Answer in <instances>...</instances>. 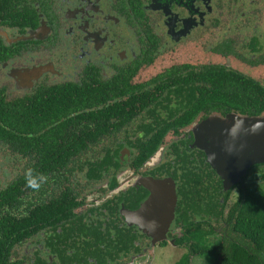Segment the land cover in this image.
<instances>
[{
  "label": "flooded vegetation",
  "instance_id": "1",
  "mask_svg": "<svg viewBox=\"0 0 264 264\" xmlns=\"http://www.w3.org/2000/svg\"><path fill=\"white\" fill-rule=\"evenodd\" d=\"M212 68L264 88L255 76L264 73V0H0V96L8 110L0 119L11 113L10 121H23L18 115L26 113L30 124L45 125L36 137L46 136L43 151L53 157L52 173L27 200L33 226L43 228L14 247L13 261L145 264L147 253L169 244L186 249L191 264L194 241L177 244L184 235L177 220L184 203L196 199L194 179L203 176L212 186L201 200L217 195L216 184L231 191L226 201L217 195L226 209L211 219L222 236L230 208L264 164L250 166L244 179L232 175L239 179L232 182L216 162L234 169L233 148L246 132L257 134L248 123L264 114L201 108ZM57 138L77 146L57 155L50 151ZM28 153L32 166L42 164L40 151ZM60 154L69 155L66 162ZM142 178L152 185L136 186ZM172 185L175 216L159 241L162 228L155 225L167 215L147 204L170 205ZM126 211H141L142 226ZM196 215L192 207L186 213L194 223L208 221Z\"/></svg>",
  "mask_w": 264,
  "mask_h": 264
},
{
  "label": "trees",
  "instance_id": "2",
  "mask_svg": "<svg viewBox=\"0 0 264 264\" xmlns=\"http://www.w3.org/2000/svg\"><path fill=\"white\" fill-rule=\"evenodd\" d=\"M207 78L210 93L205 104L208 107L206 108V105L201 107L205 111L210 108L225 115L232 109L244 111L251 108L254 110L250 112L251 115L264 114V88L254 80L235 73L220 72L218 68H212ZM230 84L233 86L230 90L233 91L222 87ZM3 101L0 96V117L8 111ZM81 101L86 106L89 98L84 95ZM12 116L13 114L6 113L5 120L0 119V264H21L13 261L14 247L24 244L30 234L39 233L43 228L42 225L33 226L28 214L27 200L29 192L37 187L42 188L44 179L52 173L50 169L48 170V163H51L53 157L43 151L48 149L49 141L44 134L36 137L37 133L43 132L41 126L45 125L38 122L30 124V115L26 113L18 115L23 117L18 118L23 121L12 122L10 120H16V115ZM32 131L35 133L31 136ZM63 131L60 130V134ZM129 142L132 147L136 144L132 140ZM148 145L145 158L151 157L156 150L154 143ZM74 146L77 145L72 142L70 145H61L57 138L51 141L50 151L59 155L61 147L67 148L65 150L67 151ZM31 147L42 153V164L31 165L28 153ZM68 158V154L59 156L60 162H66ZM111 158V155H108L106 161ZM139 159L140 156L138 162ZM26 177L35 180V188L28 186ZM203 177L194 179L196 199L188 206L184 203L185 212L177 220L184 228V235L178 239L177 244L182 246L185 241L193 240L191 254L212 258V264H264V187L261 185L264 183V173L258 174L253 179L254 184L241 192L229 210L226 226L220 237L219 233L214 231L211 219L214 216L222 218L226 209L217 195L222 193L226 201L231 191L220 192L221 187L216 184L213 193L217 195L211 196V200L205 198L203 201L201 200L204 198L203 194L211 191L212 186L211 184L206 186ZM191 207L195 210L196 216L208 221L194 223L193 217L186 216ZM41 214L46 217V212ZM176 264H190L189 255L185 254Z\"/></svg>",
  "mask_w": 264,
  "mask_h": 264
},
{
  "label": "water",
  "instance_id": "3",
  "mask_svg": "<svg viewBox=\"0 0 264 264\" xmlns=\"http://www.w3.org/2000/svg\"><path fill=\"white\" fill-rule=\"evenodd\" d=\"M252 123H248L249 125H253V131L257 129V134L253 133L251 134L249 131L245 133V137L242 141H239L236 143L235 147L233 148V157L235 160V168L229 169L228 168V162L225 164L222 160H218L215 165V169L218 171L219 174L223 175V177L228 176L232 182H237V180H233L232 175L240 176L242 175L243 179L244 176H246V173L248 171V168L254 164H264V117H258L256 119L251 120ZM251 150L254 152L251 153ZM230 159V158H229ZM228 159V160H229ZM232 176V177H231ZM142 187H149V185H152V179L151 178H142L137 181L136 186ZM227 188V187H226ZM228 190V188H227ZM172 202L170 205H165L163 209L158 208L157 204L148 202V206L151 208V205H155L156 208H151L153 210H162V213L164 215H167L163 220H159L155 226L162 228V232L158 234V237L155 238L154 235H152L156 240L164 241L167 239V229L169 227V224L172 222L175 216V207H176V195H175V186L172 185ZM152 210V211H153ZM154 212V211H153ZM147 213V212H146ZM128 215V218H130L131 222L138 223L142 226V213L141 211H136L134 213H130L126 211ZM141 215V218H140ZM148 215V214H147ZM150 225L151 223L148 222ZM152 227V226H151Z\"/></svg>",
  "mask_w": 264,
  "mask_h": 264
},
{
  "label": "rangeland",
  "instance_id": "4",
  "mask_svg": "<svg viewBox=\"0 0 264 264\" xmlns=\"http://www.w3.org/2000/svg\"><path fill=\"white\" fill-rule=\"evenodd\" d=\"M255 76L257 79L259 78L260 80H262V83H264V73L260 75H255ZM262 173H264V167L258 169L257 175L258 174L260 175ZM261 185H263L264 187V183ZM234 199H235V196L232 197V201H234ZM168 245L165 246L163 249L159 248V249H156L155 251L147 253L146 261H149V263L147 262L146 263L147 264H176V262L179 261L180 258L183 256V254L186 252V249L177 248V247L174 248L173 246H168ZM26 250L27 248L22 247V249H20V252L23 253ZM191 264H212V258H209L207 256H195L192 258Z\"/></svg>",
  "mask_w": 264,
  "mask_h": 264
},
{
  "label": "clouds",
  "instance_id": "5",
  "mask_svg": "<svg viewBox=\"0 0 264 264\" xmlns=\"http://www.w3.org/2000/svg\"><path fill=\"white\" fill-rule=\"evenodd\" d=\"M26 179H28V178L26 177ZM28 186H29V187H33V188H35V187H36V182H35V180H33V179H28Z\"/></svg>",
  "mask_w": 264,
  "mask_h": 264
}]
</instances>
